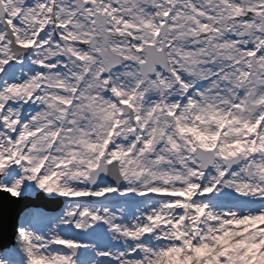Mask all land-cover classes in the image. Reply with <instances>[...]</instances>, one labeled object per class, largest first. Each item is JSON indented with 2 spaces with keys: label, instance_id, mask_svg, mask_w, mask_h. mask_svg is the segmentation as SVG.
I'll list each match as a JSON object with an SVG mask.
<instances>
[{
  "label": "snow or ice",
  "instance_id": "6c2138e0",
  "mask_svg": "<svg viewBox=\"0 0 264 264\" xmlns=\"http://www.w3.org/2000/svg\"><path fill=\"white\" fill-rule=\"evenodd\" d=\"M0 264H264V0H0Z\"/></svg>",
  "mask_w": 264,
  "mask_h": 264
},
{
  "label": "water",
  "instance_id": "95a60500",
  "mask_svg": "<svg viewBox=\"0 0 264 264\" xmlns=\"http://www.w3.org/2000/svg\"><path fill=\"white\" fill-rule=\"evenodd\" d=\"M35 204L50 210L45 202L36 198L29 197L26 200L8 199L7 197L0 198V234L4 236H11L13 225L16 223L17 218L25 210L26 205Z\"/></svg>",
  "mask_w": 264,
  "mask_h": 264
},
{
  "label": "rangeland",
  "instance_id": "374dc122",
  "mask_svg": "<svg viewBox=\"0 0 264 264\" xmlns=\"http://www.w3.org/2000/svg\"><path fill=\"white\" fill-rule=\"evenodd\" d=\"M42 210H43V211H48V210H46V209H44V208H42Z\"/></svg>",
  "mask_w": 264,
  "mask_h": 264
},
{
  "label": "bare ground",
  "instance_id": "6f19581e",
  "mask_svg": "<svg viewBox=\"0 0 264 264\" xmlns=\"http://www.w3.org/2000/svg\"><path fill=\"white\" fill-rule=\"evenodd\" d=\"M50 211H52V210H50Z\"/></svg>",
  "mask_w": 264,
  "mask_h": 264
}]
</instances>
